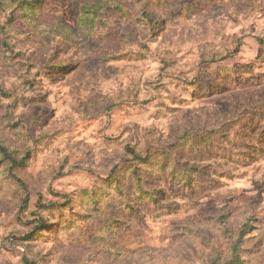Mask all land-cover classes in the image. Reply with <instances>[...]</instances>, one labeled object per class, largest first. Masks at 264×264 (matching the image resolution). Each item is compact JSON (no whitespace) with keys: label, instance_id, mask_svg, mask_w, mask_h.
<instances>
[{"label":"rangeland","instance_id":"374dc122","mask_svg":"<svg viewBox=\"0 0 264 264\" xmlns=\"http://www.w3.org/2000/svg\"><path fill=\"white\" fill-rule=\"evenodd\" d=\"M15 6L0 264H264V0Z\"/></svg>","mask_w":264,"mask_h":264},{"label":"trees","instance_id":"16d2710c","mask_svg":"<svg viewBox=\"0 0 264 264\" xmlns=\"http://www.w3.org/2000/svg\"><path fill=\"white\" fill-rule=\"evenodd\" d=\"M24 1H27V0H0V12L1 13H6V8L7 7H10L11 5H16L17 7L19 6L20 3L24 2ZM9 2V3H7ZM16 6L14 7V9H16ZM5 46L7 49H10L12 48V50L10 51L13 52V50L15 49V45H12V43L9 41V40H2L1 41V47ZM7 52V51H6ZM0 151L7 155L9 153V150L4 146L2 145V142H0ZM129 153L136 159H141V156L140 154L134 150V149H130L129 150ZM190 182H193V178L190 180ZM118 191H121L120 189H117Z\"/></svg>","mask_w":264,"mask_h":264}]
</instances>
